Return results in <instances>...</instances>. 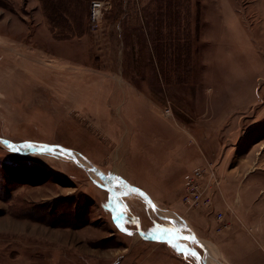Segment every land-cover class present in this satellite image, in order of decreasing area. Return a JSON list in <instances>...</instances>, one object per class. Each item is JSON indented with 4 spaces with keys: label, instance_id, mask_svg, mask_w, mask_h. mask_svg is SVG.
<instances>
[{
    "label": "rangeland",
    "instance_id": "rangeland-1",
    "mask_svg": "<svg viewBox=\"0 0 264 264\" xmlns=\"http://www.w3.org/2000/svg\"><path fill=\"white\" fill-rule=\"evenodd\" d=\"M91 1L0 0V264H264V0Z\"/></svg>",
    "mask_w": 264,
    "mask_h": 264
},
{
    "label": "built area",
    "instance_id": "built-area-1",
    "mask_svg": "<svg viewBox=\"0 0 264 264\" xmlns=\"http://www.w3.org/2000/svg\"><path fill=\"white\" fill-rule=\"evenodd\" d=\"M106 2L102 0H92L89 5L88 19L93 27H97L104 11L106 10ZM220 191V180L216 169L207 164L204 168L198 169L188 178L184 203L191 208L194 206L204 205L209 207L212 204L214 195ZM224 215L218 214L217 220L222 221Z\"/></svg>",
    "mask_w": 264,
    "mask_h": 264
},
{
    "label": "trees",
    "instance_id": "trees-1",
    "mask_svg": "<svg viewBox=\"0 0 264 264\" xmlns=\"http://www.w3.org/2000/svg\"><path fill=\"white\" fill-rule=\"evenodd\" d=\"M12 171V172H11ZM9 173L10 172V178H12V179H15V181L17 182V183H20V181H18L19 180V178H18V175L16 174V173H13V170L10 168H6L5 169V177H6V173ZM4 180L2 181V184H1V189H4L5 188V186H6V181H7V177H6V179L5 178H3ZM8 182H9V179H8ZM8 185H9V183H8ZM79 204V203H78ZM70 216V215H69ZM81 218H82V216L81 215H79V213H77V215L75 214L74 215V218H71V221L70 222H66L67 224H69V226H73V225H76V226H82L83 224H85V222H87V220H84L83 222H81ZM75 221V222H74ZM71 222H73V223H71ZM75 227V226H74Z\"/></svg>",
    "mask_w": 264,
    "mask_h": 264
},
{
    "label": "crops",
    "instance_id": "crops-1",
    "mask_svg": "<svg viewBox=\"0 0 264 264\" xmlns=\"http://www.w3.org/2000/svg\"><path fill=\"white\" fill-rule=\"evenodd\" d=\"M256 171H257V170H256ZM256 171H253V173H256ZM259 171H260V170H259ZM245 191H247V190H245ZM245 191H244V192H245ZM238 193H239V192H238ZM240 193H241V192H240ZM240 193H239V198H240V200H242V194H240ZM245 193H246V192H245ZM245 193H244V200H245L246 197H247ZM245 196H246V197H245ZM258 196H259V198L261 197V195H259V194H258ZM244 200H242V201H244ZM257 200H259V199H257ZM261 201L264 203V197L262 198ZM261 201H260L259 204H261ZM261 206H262V207H260V206H259V207H260V208H263V210H264V205L261 204ZM253 207H254V206L250 207V208L248 209V212H252V213H254L255 215H257L256 212H257L258 210L253 211ZM255 215H250V216H246V217L250 218V217L255 216ZM250 221H251V220H250ZM258 224L260 225L259 228H257L258 231H259L260 228H261V231L264 232V225H263L262 219H260V218L257 219L255 225H258ZM259 232H260V231H259ZM257 234H259V233H258V232L254 233L255 236H256ZM259 235H260V234H259ZM248 238H249V237H248ZM248 238H247V236H245L243 239L246 240V239H248ZM258 243H259V241H258ZM262 248H263V247H262Z\"/></svg>",
    "mask_w": 264,
    "mask_h": 264
},
{
    "label": "bare ground",
    "instance_id": "bare-ground-1",
    "mask_svg": "<svg viewBox=\"0 0 264 264\" xmlns=\"http://www.w3.org/2000/svg\"><path fill=\"white\" fill-rule=\"evenodd\" d=\"M113 183V182H112Z\"/></svg>",
    "mask_w": 264,
    "mask_h": 264
}]
</instances>
